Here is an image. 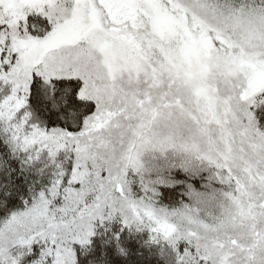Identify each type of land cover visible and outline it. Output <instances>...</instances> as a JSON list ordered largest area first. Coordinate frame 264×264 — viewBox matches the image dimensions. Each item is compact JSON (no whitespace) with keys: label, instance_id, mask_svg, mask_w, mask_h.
<instances>
[{"label":"snow or ice","instance_id":"snow-or-ice-1","mask_svg":"<svg viewBox=\"0 0 264 264\" xmlns=\"http://www.w3.org/2000/svg\"><path fill=\"white\" fill-rule=\"evenodd\" d=\"M0 264H264V0H0Z\"/></svg>","mask_w":264,"mask_h":264}]
</instances>
